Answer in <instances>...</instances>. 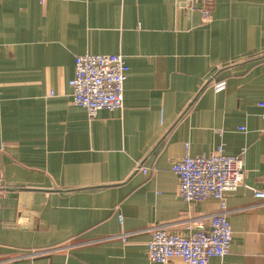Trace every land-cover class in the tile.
Wrapping results in <instances>:
<instances>
[{
  "label": "crops",
  "instance_id": "obj_1",
  "mask_svg": "<svg viewBox=\"0 0 264 264\" xmlns=\"http://www.w3.org/2000/svg\"><path fill=\"white\" fill-rule=\"evenodd\" d=\"M84 53L123 55L121 109L89 118L71 102ZM260 101L264 0H0V264H160L149 227L190 234L219 210L177 195L186 143L244 151V185L225 195L230 251L208 264H264Z\"/></svg>",
  "mask_w": 264,
  "mask_h": 264
},
{
  "label": "built area",
  "instance_id": "obj_2",
  "mask_svg": "<svg viewBox=\"0 0 264 264\" xmlns=\"http://www.w3.org/2000/svg\"><path fill=\"white\" fill-rule=\"evenodd\" d=\"M201 15L202 20L207 21L210 17L209 9L203 8ZM128 68L121 54L76 55L74 74L68 81L71 102L83 107L89 118L101 109H121ZM214 87L222 89L224 84L216 83ZM258 105L262 108L261 117L264 121V101H260ZM239 129L244 130V127ZM262 136L264 139V126ZM141 169L146 171L143 167ZM171 170L178 178L177 195L180 198L192 201L212 197L218 200L219 210L208 215V227H202L190 234L173 232L164 224L149 227V261L165 264L171 259L179 258L188 264H208L211 257L225 256L230 251L233 239L225 195L244 185V151L237 155H227L223 151V144H220L207 155H190L186 143V153L172 163ZM0 187H5L1 179ZM251 189L257 199L264 201V187ZM118 219L122 225L121 215ZM204 219L199 217V221ZM134 233L136 232L121 229L117 236L126 242ZM41 252L42 250H35L32 253Z\"/></svg>",
  "mask_w": 264,
  "mask_h": 264
},
{
  "label": "water",
  "instance_id": "obj_3",
  "mask_svg": "<svg viewBox=\"0 0 264 264\" xmlns=\"http://www.w3.org/2000/svg\"><path fill=\"white\" fill-rule=\"evenodd\" d=\"M190 5V3H186V4H184V6L183 7H188ZM210 81V79L206 82V84L208 83ZM205 84V85H206ZM140 166H141V164H140ZM5 190H8V188L7 187H0V191H5Z\"/></svg>",
  "mask_w": 264,
  "mask_h": 264
}]
</instances>
